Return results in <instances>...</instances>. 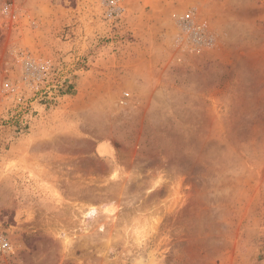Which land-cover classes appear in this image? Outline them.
<instances>
[{
    "label": "rangeland",
    "instance_id": "obj_1",
    "mask_svg": "<svg viewBox=\"0 0 264 264\" xmlns=\"http://www.w3.org/2000/svg\"><path fill=\"white\" fill-rule=\"evenodd\" d=\"M103 1L0 0V264H264V0Z\"/></svg>",
    "mask_w": 264,
    "mask_h": 264
},
{
    "label": "built area",
    "instance_id": "obj_2",
    "mask_svg": "<svg viewBox=\"0 0 264 264\" xmlns=\"http://www.w3.org/2000/svg\"><path fill=\"white\" fill-rule=\"evenodd\" d=\"M103 5L108 9V13L110 15L116 14L117 12L120 13L122 11V7L119 4V0H104ZM195 7H188L184 10L179 19L181 23L184 25L185 30H190L194 40L199 41L201 34H202V24L199 22H195ZM197 18V17H196Z\"/></svg>",
    "mask_w": 264,
    "mask_h": 264
},
{
    "label": "bare ground",
    "instance_id": "obj_3",
    "mask_svg": "<svg viewBox=\"0 0 264 264\" xmlns=\"http://www.w3.org/2000/svg\"><path fill=\"white\" fill-rule=\"evenodd\" d=\"M97 152L100 153H113L112 152V146L110 145V143L106 140V141H102L98 144L97 146Z\"/></svg>",
    "mask_w": 264,
    "mask_h": 264
}]
</instances>
